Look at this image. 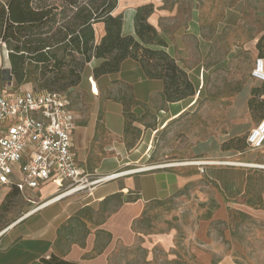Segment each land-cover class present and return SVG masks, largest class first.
<instances>
[{"label":"crops","instance_id":"crops-1","mask_svg":"<svg viewBox=\"0 0 264 264\" xmlns=\"http://www.w3.org/2000/svg\"><path fill=\"white\" fill-rule=\"evenodd\" d=\"M215 1L216 9L224 10L223 23L229 26L241 23L240 17L253 2ZM204 2L186 0L184 14L178 5L168 6L166 0H119L115 13L124 16L123 34L135 36L136 10L153 4L148 21L166 43V52L187 74L197 68L204 74L210 49V40L205 37ZM259 10L262 22L252 26L256 40L264 35V0ZM95 30L99 42L105 34L104 25L97 24ZM193 60L198 65H190ZM97 64L94 60L88 65L80 86L87 87L94 98L101 96L106 85L125 87L136 102L135 112L141 115L148 112L154 121L144 124L139 142L130 145L123 101L100 99L96 114L85 116L71 107L76 118L74 151L82 172L93 178L119 176L91 191L67 196L50 205L45 204L60 193L53 183L35 191L26 190L19 195L35 209L23 208L16 218L8 221L4 220L12 208V187L0 186V210L8 204V210L0 218V264H117L129 251L140 260L137 264H169L167 255L172 260L178 230L170 227L145 232L139 223L148 210L170 203L186 208L182 210H186L191 221L181 222L180 241L196 255L198 264H264V148L244 154L224 148L231 141L246 138L256 125L249 105L255 85L246 84L230 98L213 133L192 141L180 155L175 154L179 158L173 159L177 163L195 159L219 164L139 171L162 165L153 157L157 136L188 112L202 92L199 91L196 100L169 103L164 98L163 81L148 78L140 63L128 59L118 73L96 80L93 69ZM196 203L202 206L211 203L213 209L193 210ZM242 216L261 221V226L254 228L260 235L254 232L255 236L250 237L254 247L243 254L237 252L233 236L236 219Z\"/></svg>","mask_w":264,"mask_h":264},{"label":"trees","instance_id":"trees-1","mask_svg":"<svg viewBox=\"0 0 264 264\" xmlns=\"http://www.w3.org/2000/svg\"><path fill=\"white\" fill-rule=\"evenodd\" d=\"M119 0H7L0 10V39L6 44L11 63L10 75L18 85L30 76L29 66L38 70L35 90L65 93L78 87L86 67L94 60L96 80L118 73L124 61L141 64L150 79L164 83V98L178 103L195 96L188 74L165 50L166 43L148 19L153 4L136 10L135 36L123 34V14H116ZM103 24L105 34L96 40L95 26ZM259 50H264V35ZM264 84V83H263ZM264 91V89H263ZM262 91L254 89L250 112L259 123L264 102ZM239 140L224 145L234 149ZM246 142V139H245ZM20 194L12 189V196ZM0 210V218L8 210Z\"/></svg>","mask_w":264,"mask_h":264},{"label":"rangeland","instance_id":"rangeland-1","mask_svg":"<svg viewBox=\"0 0 264 264\" xmlns=\"http://www.w3.org/2000/svg\"><path fill=\"white\" fill-rule=\"evenodd\" d=\"M203 1H205V37L210 40V49L205 58L204 74L202 69L200 71L199 68L194 73L188 74L196 91L195 96L188 100H196L199 91L202 93L199 96L198 102L190 107L188 112L178 120L170 123L157 136L153 157L156 156L162 165L177 163V161H173V159L179 158L175 154L180 155L182 149L190 146L192 141L213 133L222 120V113L230 98L246 84L253 83L255 85L253 90L260 89L263 94V100L259 99V102H264V84H257L252 77L256 61L261 57L264 58V50H259L257 47L261 37L257 40L255 39L254 28L252 27L255 24L260 25L262 22L261 14H259V6L262 0H253L252 6L244 11V16L240 17L241 23L233 26L223 23L224 10L218 11L216 9L217 2L215 0ZM166 4L168 6L178 5L181 13L186 14L187 12L186 0H166ZM176 25L175 23L173 26ZM98 33H100L99 28ZM190 65H198V61L193 60ZM35 67L34 65L28 67L29 78L25 83L18 85L11 79L9 51L6 44L0 39V94L3 93L6 86H9L7 91L9 94L21 93L25 90L27 91V89H35L39 85L37 81L38 70ZM64 94L70 101L71 107L82 116L96 114L100 99L106 100L111 98L123 101L126 113V137L130 145H136L139 142L140 135L144 131L142 126H145L144 124H152L154 121V117L148 112L144 115L135 112L136 102L132 98L130 91L125 87L121 88L119 85H106L101 96L97 98L92 96L87 87L80 85ZM102 113L100 111V115ZM262 114H264V109ZM258 118L259 116L257 119L253 118L254 122ZM245 139L240 138L233 145V148L242 154L254 152L255 150H251L247 146ZM262 157L261 155L258 160ZM212 206L213 204L211 203L204 206L198 204L197 206L193 205L192 208L193 210H209L213 209ZM11 207V212L6 215L7 218L4 221L16 218L23 208H29L30 211L35 209L31 208V204L19 194L12 196ZM182 209L186 208L178 207L171 203L150 209L146 212L142 223H139V227L142 228V231L152 233L166 229L169 230L170 227L176 228L178 230V239L175 241V248L171 253L172 260H168L167 255V261H169V264H198L196 255L191 249L188 250L184 243L182 245L180 241L182 236L180 230L181 222L187 224V222L191 221L186 216V210ZM206 218L204 217L203 219ZM236 226V233L233 235L236 249L238 253L243 254L247 249L254 247L253 244L251 245L250 237L251 235L255 236V233H257V236L260 235V232H255L254 228H259L261 221L248 216H242L236 219ZM126 254V258H120L117 264H137L140 261L138 257L136 258V254L131 251L126 252ZM137 254L140 255V253Z\"/></svg>","mask_w":264,"mask_h":264},{"label":"built area","instance_id":"built-area-1","mask_svg":"<svg viewBox=\"0 0 264 264\" xmlns=\"http://www.w3.org/2000/svg\"><path fill=\"white\" fill-rule=\"evenodd\" d=\"M7 0H0V10ZM252 77L264 83V58L256 61ZM12 86V85H10ZM9 89V87H8ZM76 118L64 93L28 90L0 96V186L20 194L53 183L62 192L54 199L91 191L118 176L91 177L80 169L74 151ZM251 150L264 148V119L246 137ZM204 167L202 160L144 167ZM138 171V170H137ZM53 199V200H54Z\"/></svg>","mask_w":264,"mask_h":264},{"label":"bare ground","instance_id":"bare-ground-1","mask_svg":"<svg viewBox=\"0 0 264 264\" xmlns=\"http://www.w3.org/2000/svg\"><path fill=\"white\" fill-rule=\"evenodd\" d=\"M215 164H219V163H216V162H212V161H203V165H215ZM230 164H234V165H241L242 163H237V162H230ZM247 165V164H246ZM251 166H253V165H251ZM130 172H132V171H130ZM127 173H129V172H127ZM125 174V173H124ZM114 176H119V174H115ZM102 179H108V177H103ZM62 198H64V196H62V197H59V198H56V199H54L53 201H51V202H49V203H47V204H45V205H50V204H53L54 202H56V201H59L60 199H62ZM44 205V206H45ZM43 207V206H42Z\"/></svg>","mask_w":264,"mask_h":264}]
</instances>
